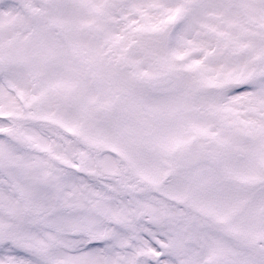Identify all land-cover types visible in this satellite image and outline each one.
I'll return each instance as SVG.
<instances>
[{"label":"snow or ice","instance_id":"6c2138e0","mask_svg":"<svg viewBox=\"0 0 264 264\" xmlns=\"http://www.w3.org/2000/svg\"><path fill=\"white\" fill-rule=\"evenodd\" d=\"M0 25L30 35L53 76L111 71L129 96L178 109L183 136L215 137L227 164L247 143L240 119L264 145V0H0ZM10 73L0 68V85ZM250 167L258 186L224 184L258 209L247 244L114 181L0 171V264H264V167ZM211 237L231 249L224 259H211Z\"/></svg>","mask_w":264,"mask_h":264},{"label":"rangeland","instance_id":"374dc122","mask_svg":"<svg viewBox=\"0 0 264 264\" xmlns=\"http://www.w3.org/2000/svg\"><path fill=\"white\" fill-rule=\"evenodd\" d=\"M11 27L0 25V58L12 64L0 85V171L18 173L28 183L71 172L114 181L194 227L204 225L237 243L259 238L258 209L224 187L259 184L250 165L264 167V145L257 146L251 121L240 119L247 143L228 149L233 160L227 164L217 151L226 146L215 137L183 136L178 109L165 111L129 96L111 71L53 76V58L33 47L28 34L5 35ZM210 157L219 159L222 181ZM18 191L26 193L22 185ZM211 243L212 260L231 252L215 237Z\"/></svg>","mask_w":264,"mask_h":264},{"label":"water","instance_id":"95a60500","mask_svg":"<svg viewBox=\"0 0 264 264\" xmlns=\"http://www.w3.org/2000/svg\"><path fill=\"white\" fill-rule=\"evenodd\" d=\"M0 68L7 70L9 67L0 61ZM211 163H214V160L211 159Z\"/></svg>","mask_w":264,"mask_h":264}]
</instances>
